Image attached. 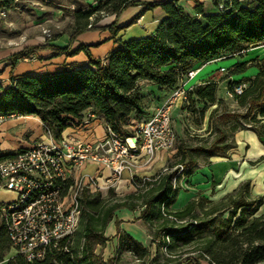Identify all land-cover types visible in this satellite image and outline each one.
<instances>
[{"label": "trees", "instance_id": "16d2710c", "mask_svg": "<svg viewBox=\"0 0 264 264\" xmlns=\"http://www.w3.org/2000/svg\"><path fill=\"white\" fill-rule=\"evenodd\" d=\"M181 0H106L103 6L116 17L129 5L144 4L143 8L123 27L136 23L146 11L160 7L164 17L154 31L141 37L115 39L113 49L101 59L92 56L89 45L80 44L72 49L76 35L83 30L110 28L113 24L97 26L87 22L92 11L75 12L76 25L67 45L44 42L25 47L14 55L23 59L34 52L49 49L53 55L70 56L83 51L87 63L70 65L55 72L25 73L9 76L6 86L0 85V115L37 116L45 130L56 140L62 138L69 126L79 127L87 110L109 125L121 138L137 131L139 120L147 113L145 99L156 97L155 92H145L141 81L157 90L169 91L186 77L191 69L219 58L231 57L250 47L264 44V0H224L223 10L202 14L197 18L187 14ZM196 1V0H194ZM10 0H0V9H6ZM197 9L202 13L201 5ZM84 19V23L79 22ZM246 63L236 64L231 74L246 70ZM257 72L245 80L248 85L235 97L239 106L264 103V60L255 64ZM234 84H230L232 89ZM217 83L198 85L191 91L205 103L216 102ZM152 114V113H151ZM257 115L264 118V106ZM255 116L253 117V119ZM146 119V118H145ZM249 127L252 124H248ZM264 141V131L255 130ZM224 132L216 138L207 151H212ZM11 153L0 154V160ZM191 173V170L186 172ZM175 172H166L154 182L148 178H135L136 195L141 199L138 218L149 233L150 242L156 243L153 253L128 233L122 231L114 212L134 204L120 199L101 198L100 192L84 190L79 198L80 214L76 229L69 237L49 246L41 259L26 262L13 248L9 235L0 224V262L5 264H114V258L102 260L94 254V247L109 240L105 229L110 221L115 223L116 253L130 250L140 264H200L203 258L209 264H264V214L258 210L264 204L262 196L252 197L250 182L240 184L235 194L222 197L209 208H201L202 216L195 212L200 204L195 199L173 209L178 187L173 185ZM152 184L148 188V185ZM112 189H109L111 192ZM227 210L221 226L211 229L218 212ZM150 232V231H149ZM191 247L196 254L185 252ZM184 248V249H183ZM11 253V255H9Z\"/></svg>", "mask_w": 264, "mask_h": 264}, {"label": "rangeland", "instance_id": "374dc122", "mask_svg": "<svg viewBox=\"0 0 264 264\" xmlns=\"http://www.w3.org/2000/svg\"><path fill=\"white\" fill-rule=\"evenodd\" d=\"M33 1L34 0H31V2H29V0L17 1L18 4L20 3L24 6L22 9L24 12L23 15L16 16L18 23H20L21 25L17 26L18 24L16 25L15 23H13L11 26L12 38L10 39V41L12 46L19 47L22 46L24 43H32L36 40L41 42L56 41L54 42V45L59 46L67 45L70 40V33L76 25L77 18L75 17V12L77 11H92L91 15L87 18L88 23H92L93 25L97 26L110 25L114 23L113 29H115V31L111 30L110 28L83 30L82 32L78 33V35H76L75 41H73L71 47H76L80 43L85 44L88 43V41H92L91 39L95 38H91L90 36L96 34L95 36L100 37L97 39V41H101V43L97 46H89V49H91L93 54L97 56L101 55V53L102 55L103 53H106L110 49L112 43H114L113 41L115 39L120 38L124 40L132 37H139L137 36V34L139 35V33H134L137 27H132L133 24L127 27H123V25L128 23L136 15L143 8L144 4L129 5L122 9L116 17L113 13L109 12L104 6L99 10H95L99 3L104 5L106 0H53V4L43 0V4L53 6L52 10L43 11L42 13L37 14L31 8L33 6ZM156 8L163 12L160 7H155L153 9ZM151 10H146L145 12ZM6 16L7 15L5 14L0 18L7 19L8 21L10 14L8 17ZM11 17L12 19H14V16ZM79 22L84 23V19L81 18ZM44 30H46L47 32L45 33ZM1 42L2 41H0V43ZM74 43L76 44L73 46ZM59 56L61 57L56 59L55 62L52 61L53 63H48L51 69L55 70L61 67V65H63L64 62L62 58L65 55ZM35 57L36 58L33 59V61L38 59L36 55ZM239 58H242V60H247L244 61L247 64L246 70L240 74H231L232 70L236 68L235 65L238 64L237 62ZM262 60H264V44L250 47L239 54H235L230 58L224 59L220 63L229 65L232 62H237L232 66H228L226 71L224 72H214L212 75L203 79L201 84H198L205 85L211 81L217 83L215 103L209 104L198 99L194 94L191 93L193 88L198 85H193L187 90L186 99L182 101V105L171 111V125L176 136L175 144L172 149L166 151V156L164 157L162 163L155 167L153 175H150L148 177L143 176L140 178H148L151 180L150 182L153 183L154 180H156L160 174L172 171L175 172V186L178 187L179 191L177 193L175 202L171 205L173 209H177V207L182 204V201H186L183 200L181 196L183 195V192H187L193 185L196 184L195 182L193 183L191 179V176L195 174L196 170L202 168H204L205 170L207 167H209V165L213 163L214 160L217 161L219 159H222L223 157L227 158L231 155V152L235 151L236 134L238 132L251 131L257 135L255 130L264 131V118H261L259 115H257L258 108L264 106V103H253L246 104L244 106H239L235 97L229 96L227 93L230 84H234L235 82H239L236 85L244 84L246 87L248 83H246L245 80L250 76H254L252 74L255 72V70H257L255 64L261 63ZM186 80L188 79L184 77L182 80L179 81V83H185ZM143 82L144 84L149 83L146 81H142L139 83V85L142 86L143 91H152L155 93L159 91L156 88H149V86L144 85ZM165 94L167 95V92H164L162 95L153 97V99H155L156 102H159L164 96H166ZM148 98L144 101L145 104L148 106L147 113L141 118H139V120L149 117L150 114L154 111V108H149V105L147 104ZM149 102L153 103V101L151 100ZM254 116L255 118L253 119ZM250 123L252 124L251 127L248 126V124ZM222 131L224 132V139L222 141H219L212 151H207L211 143L221 135ZM42 132L43 138L45 136L48 137V134L43 126ZM26 133L27 131L23 132V134H21L20 136L13 135L9 139H7V142L1 141V143L4 144V147H2V149L0 148V152H11L6 149L8 148L6 146L8 142L10 144L18 143L19 145L23 146L22 140L28 138V133ZM261 143L262 145H264V141H262ZM260 161H264V156L258 158L256 161L248 163L250 166H254ZM237 168L239 169V164H237L236 162L231 164V169L236 170ZM188 170H191L190 174L186 173ZM224 170L225 168L221 169L219 173L221 181L224 180V176L228 171ZM202 180L203 178H201V181ZM217 181L218 179H215L210 182V193H206V195L202 194L205 191L204 189L195 191L192 199H195L197 203L200 204V208L196 209L195 211L198 216L203 215L201 212V208H209L212 203H216L220 200L211 199L214 195L215 186L219 184L217 183ZM131 185L128 183L119 185L118 183L112 188H108L104 191H101V198H109L111 201H116L120 199L126 200L130 204H134L135 209L130 210L126 207H121L119 209L125 208L135 213H140L141 199L139 197H136V195L144 193L145 190L138 191L136 190V187L134 185ZM150 186H152V184L148 185V188ZM239 186L240 184L238 185L237 189L239 188ZM109 189H112V191L109 192ZM237 189H235L233 192H229L224 197L231 193L235 194ZM254 191H261L260 196L264 198V177H261L260 181L255 183ZM12 198H14L12 192L0 187V202H6L8 200H11ZM260 212L264 213V204L260 206ZM132 216L134 220L139 219L138 217L136 218L135 215H131V217ZM216 216L217 218L211 229H217L219 226H221V220L227 216V210L218 212ZM116 219L119 223L120 220L117 216ZM141 222L143 229L145 230V234H147L149 238L148 245L150 246L151 252L153 253L156 243L150 242L151 237L149 233H152L154 231V227H151V229H147L146 225L143 223L142 220ZM112 224H114L115 226L114 222ZM111 226L112 225L110 224L107 225L104 233L106 236L109 237V240L102 245H96L93 250L94 254L99 256V258H101L102 260L114 258V264H140V262L133 256L130 250L122 251L121 253H116V234L112 235V233H110ZM137 236L139 237V235ZM191 250H193L191 247H187L184 249L185 252H190ZM191 252V254H196L195 251ZM9 255H11V253ZM7 258L8 257H6L5 260L0 262V264H5L7 262ZM200 264L209 263L203 258H201Z\"/></svg>", "mask_w": 264, "mask_h": 264}, {"label": "built area", "instance_id": "2783aa9c", "mask_svg": "<svg viewBox=\"0 0 264 264\" xmlns=\"http://www.w3.org/2000/svg\"><path fill=\"white\" fill-rule=\"evenodd\" d=\"M223 9L224 4L219 2L217 10ZM4 15L5 9L1 8L0 16ZM33 59L34 56L23 58ZM197 71L198 68L189 70L186 79L193 78ZM244 88V84L234 85L227 93L236 96ZM186 92L184 83H179L129 137L121 138L107 124L103 136L95 141L63 137L56 140L46 129L48 137L17 148L0 160V187L14 194L10 201L0 203V224L5 227L14 251L31 262L43 258L49 246L72 235L84 190L101 192L112 188L125 172L130 173L135 186L136 158L145 156L148 163L158 151L173 148L176 136L170 113L178 99H186ZM13 117L0 115V125ZM94 119L95 114L87 110L79 127ZM86 165L97 167L99 173L83 171Z\"/></svg>", "mask_w": 264, "mask_h": 264}, {"label": "crops", "instance_id": "0c3cea01", "mask_svg": "<svg viewBox=\"0 0 264 264\" xmlns=\"http://www.w3.org/2000/svg\"><path fill=\"white\" fill-rule=\"evenodd\" d=\"M17 1L18 0H10L8 7L5 9V14L7 15L6 17H8L10 14L8 21L7 19L0 18V41H2L0 43V85L1 86H6L9 83L10 74L20 75V74H25V73L35 74V73H44V72H55V71H59L63 69L64 67H68L70 65L76 66L78 64L87 63V56L85 55L83 51H79L78 53L72 56H64V57L62 56L63 57L62 59L64 62L63 65H61V67H59L58 69H55V70L51 69L48 63L55 62L56 59L60 58L61 56H54L49 49H46V50H40V51L34 52L31 55H29V56H34V57L36 55L38 58L37 60L26 61V60L17 58L15 59L14 65H12V60L14 59V55L18 51L22 50L25 47L41 45L44 43V42L36 40L32 43H24L22 46H19V47H15L11 45V41H10V39L12 38L11 37V34H12L11 26L13 23H15L16 25L18 24L17 26L21 25L20 23H18L16 16H21L23 15V12H24L22 10L24 6L21 5L20 3L18 4ZM42 1L43 0H34L32 2L33 6L31 8L36 14L42 13L43 11L52 10V7H53L52 5L43 4ZM44 1L50 2L52 4L54 3L53 0H44ZM215 1H224V0H196V1L181 0L180 3L183 6L184 11L187 14L197 17V18H201L202 14L215 13L217 11L216 6H215ZM29 2H31V0H29ZM198 3L201 5L202 13L197 9ZM11 16H14V19H12ZM163 17H164V13L161 12L158 8L143 13L137 19L136 23L132 25V27H137L134 33L136 34L139 33V35L137 34V36L139 37L152 33L154 29L156 28L157 24L159 23V21ZM95 35L90 36L91 38H95V39H91L92 41H88V43H85V44L89 46L99 45L101 41H97V39L100 37H97ZM54 42H49V44H54ZM75 44L76 43H74L73 46ZM80 44H83V43H80ZM79 45H77L76 47H78ZM114 46H115L114 43H112L110 49L106 53H103V55L101 53V55H97V56L93 54L91 49L89 50L92 56H94L95 58L103 59L108 55V53L113 49ZM76 47H72V49ZM227 58H230V57L219 58V59L212 60V61H209L201 65L198 68L196 75L193 78L185 81L184 87L188 90L193 85L201 84L203 79L212 75L214 72L216 71L218 73L224 72L226 71L228 66H232L233 64L237 62V61L232 62L229 65L220 63L221 61ZM241 61L244 62L247 60H242V58H239L237 63H242ZM219 68H224V71H219ZM256 72L257 70H255V72L252 75H254ZM249 78H251V76ZM144 85L149 86V88H155V86L152 85L151 83H146ZM170 91L159 90L155 94L156 96H159V95H162L164 92L165 93L167 92V95H168ZM166 96H164L159 102H156L155 99H153L152 97H149L147 100L148 101L147 104L149 105V108H154L155 110V108L163 101V99ZM150 100L153 101V103L149 102ZM183 100L185 99H178L175 105L172 107L171 111L181 106ZM42 126H43L42 122L37 116H15L13 118H8L0 125V143L1 141L7 142V139H9L13 135L20 136L21 134H23V132L27 131L28 134L27 133L26 134L28 138L25 140H22L23 146L19 145L18 143H13V144H10L9 142L7 143L6 146L8 148L6 149L8 151H11L10 153L12 155L17 148L29 146L35 140L46 138L45 135H44L45 137L43 138ZM103 133H104V123L101 119L96 118L92 122H90L89 125L84 126V127L69 126L63 131L62 137L68 138L71 140L81 139V140H86V141H95L101 138L103 136ZM261 142L262 141L257 137V135L251 131L238 132L236 134L235 151L231 152L230 156H228L227 158L223 157L222 159H219L217 161L214 160L213 163L209 165V167H207L205 170L204 168L198 169L196 170L195 174L191 176L192 182L193 183L195 182L196 184L193 185L190 188V190H188L187 192H183L184 196L182 195L181 198L186 201L184 202L182 201V204L179 205L177 209L181 208L190 199H192L196 190L204 189L205 191L202 193L204 195H206V193H210V188H209L210 182L215 179L216 180L218 179L217 183L219 184L215 186L214 195H213V198L211 199H221L229 192H233L235 189H237L239 184L245 181L250 182L251 195L260 196L261 191H258V192L254 191V188H255V183L259 182L261 177H264V161H260L256 163L254 166H250L248 162L256 161L258 158L264 156V145H262ZM3 145L4 144L2 143L0 144L1 149L2 147H4ZM166 151L167 150L158 151L155 154L154 158L148 163H145L146 162L145 156L137 157L135 160V167L133 169V174L139 178L143 176L148 177L150 175H153L155 167L157 165H160L164 157L166 156ZM235 162L239 164V169L237 168L238 170L231 169V164ZM224 168H225L224 171L226 170L228 171L226 172L224 176V180L221 181L219 173H220V170ZM83 171L92 173L94 175L99 173L98 168L93 165H86L83 168ZM201 178H203L204 181L203 180L201 181ZM118 183L119 185L125 184V183H128L131 185L132 182L130 178V173L125 172L122 178L118 181ZM257 213L264 214L260 212V208ZM114 214H115V217L117 216L118 219L120 220L119 227L122 231L131 235L133 238L138 240L144 246L148 245L149 238L147 234H145V230L143 229L141 220L140 219L134 220L133 216L131 217V215H135V217L137 218L139 215V212L135 213L133 211L123 208V209H117L114 212ZM112 223L113 221H110L108 225L109 224L112 225L110 233L114 235L115 226ZM106 233H109V232H106ZM137 235H139V237Z\"/></svg>", "mask_w": 264, "mask_h": 264}]
</instances>
